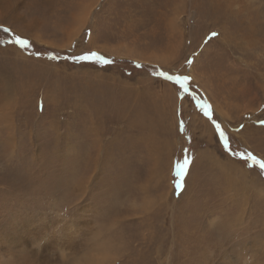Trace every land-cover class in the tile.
<instances>
[{"label": "rangeland", "instance_id": "1", "mask_svg": "<svg viewBox=\"0 0 264 264\" xmlns=\"http://www.w3.org/2000/svg\"><path fill=\"white\" fill-rule=\"evenodd\" d=\"M0 35V264H264V0H0Z\"/></svg>", "mask_w": 264, "mask_h": 264}, {"label": "snow or ice", "instance_id": "2", "mask_svg": "<svg viewBox=\"0 0 264 264\" xmlns=\"http://www.w3.org/2000/svg\"><path fill=\"white\" fill-rule=\"evenodd\" d=\"M4 32H9V29L5 28L3 29ZM212 35H217L216 33H213ZM11 43H15L22 48L28 46V41L26 39L21 38L20 36H14V39L9 41ZM51 59H57L56 56H50ZM67 59H71L75 62H92V63H101V64H109L111 63L110 60L106 59L102 55L96 53V52H85L80 55L75 56H69L66 57ZM160 76L164 77L168 81H172L174 84L179 85V90L187 93L188 87H189V81L190 77L188 75H181V74H175V75H169L167 72L161 71L158 73ZM201 110L203 111V114L206 117L210 118V113L203 105L201 106ZM216 130L219 134V137L225 142V145L227 146L228 138L226 133L221 129L219 124H215ZM234 155H240L239 153H235ZM246 162L252 161L253 164L259 165V169L261 173H264V160L258 159L255 155L252 153H247L246 155ZM190 165V159L185 156L182 160H177V162L174 165V177H184L187 174V169ZM183 181L182 179H176L175 180V188L180 189L182 188Z\"/></svg>", "mask_w": 264, "mask_h": 264}, {"label": "trees", "instance_id": "3", "mask_svg": "<svg viewBox=\"0 0 264 264\" xmlns=\"http://www.w3.org/2000/svg\"><path fill=\"white\" fill-rule=\"evenodd\" d=\"M3 37L0 35V40L2 39ZM9 41H11L10 39H8ZM8 41V42H9ZM29 42V41H28ZM28 47H29V51L31 52H34V53H36V55H43L44 57H49V52L50 53H54L55 55H56V50H49V49H37L38 51H36V50H34V48H33V45H30V42L28 43ZM37 48V47H36ZM62 55H64V53H62L61 54V56ZM193 91V89L189 86L188 87V90H187V93H185V92H182V95L183 96H186V95H190V93ZM198 104H201L200 102H198ZM204 106L205 108H207V110L209 111V113H210V118L209 117H206L204 114H203V111H202V114L207 118V119H209L210 121H212V123L215 125V124H218V122H217V120L215 121V117H214V115H213V112H212V110H211V108L210 107H208V106H206V105H204V104H201V106ZM201 109V108H200ZM239 159H242L243 160V158L242 157H238ZM256 166H258L259 167V165H256Z\"/></svg>", "mask_w": 264, "mask_h": 264}]
</instances>
